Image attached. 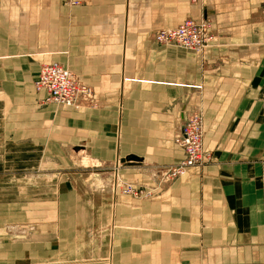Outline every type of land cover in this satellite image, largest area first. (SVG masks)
Wrapping results in <instances>:
<instances>
[{
    "label": "crops",
    "instance_id": "crops-1",
    "mask_svg": "<svg viewBox=\"0 0 264 264\" xmlns=\"http://www.w3.org/2000/svg\"><path fill=\"white\" fill-rule=\"evenodd\" d=\"M22 1L13 3L17 18L12 24L21 23L23 8L25 22L43 24L38 31L44 41H59L53 49L52 44L47 47L52 51L41 60L36 76L44 63L65 66L63 62L73 60L70 70L95 92L107 95L109 105L125 104V122L133 125L129 135L146 119L149 125L165 126L164 132L154 128L148 134L171 137L180 119L198 110L191 104L202 105L203 148L210 153L209 162L190 167L149 199L110 198L109 214L103 209L99 220L74 238L73 261L264 264V19L257 11L264 0H78L73 5L64 0ZM3 2L7 1L0 0V7ZM36 5L43 7L40 21L28 16ZM54 7L57 16L51 14ZM204 15L213 41L203 52L153 43L158 29ZM18 35L17 31V41ZM34 80L28 85L33 96L24 97L29 109L21 116L19 135H34L36 116L50 120L54 112L49 110L55 107L66 109L61 112L72 122L100 116L99 111H88L83 119L85 112L46 102V93L34 89ZM118 87L126 89L125 97L116 95ZM192 87H197L199 97L196 91L191 94ZM108 115L115 119V109H108ZM146 146L145 157L159 162L157 153L169 145L154 139ZM166 153L173 156L171 149ZM130 155L134 163L147 165L134 151ZM17 230L8 228L11 234ZM92 230L109 235L104 247H91L88 241L97 235Z\"/></svg>",
    "mask_w": 264,
    "mask_h": 264
},
{
    "label": "rangeland",
    "instance_id": "rangeland-1",
    "mask_svg": "<svg viewBox=\"0 0 264 264\" xmlns=\"http://www.w3.org/2000/svg\"><path fill=\"white\" fill-rule=\"evenodd\" d=\"M4 1L7 2L0 7V264H101L100 258L73 261L74 238L79 237V230H86L89 224L99 220L103 209L109 214L110 198L115 199L117 195L133 201L151 198L129 195L123 192V187L130 184L144 189V183L154 186L155 170L178 164L183 152L173 142V135L148 134V130L154 128L165 131V126L158 122L149 125L146 119L138 121L132 136L129 135L133 125L127 126L125 122V104L109 105L107 95L101 96L94 90L93 103L66 108L72 109L70 112H85L83 119L89 117L88 111H99V117L72 122L66 120L69 114L61 112L66 109L55 107L49 110L54 112L50 120L46 117L43 121V115L36 116L34 135H19L23 128L21 116L29 109L24 97L33 96L28 85L34 80L41 60L50 53L47 47L52 44L53 49L59 41L51 40V44L44 41L42 32L38 31L43 24L25 22L27 15L22 14L21 7V23L12 24L17 18V9L13 7L15 0ZM208 11L211 13V9ZM51 14L57 16L58 8H52ZM43 15L42 6L30 7L28 16L40 21ZM160 46L190 51L174 44ZM63 63L68 69L74 67L73 60ZM20 82L25 84L21 87ZM196 88L192 87L190 92H198L199 97ZM114 91L125 97V88L118 87ZM191 105L202 113L199 102ZM108 109H115V119L108 115ZM154 139L169 145L163 153H157L159 162L145 157L147 141ZM169 149L173 150L172 157L166 156ZM131 151L144 157L147 165L131 161L130 157L134 156H127ZM166 159L171 162H162ZM187 172L188 169L180 176ZM31 174L38 177L31 178ZM165 181L159 189L170 182ZM96 225L93 227L97 230ZM13 226L19 228L14 232L16 235L8 232ZM96 230L92 231L97 235L88 241L94 250L104 247L110 239L106 231L99 234ZM101 234L105 236L101 238Z\"/></svg>",
    "mask_w": 264,
    "mask_h": 264
},
{
    "label": "built area",
    "instance_id": "built-area-1",
    "mask_svg": "<svg viewBox=\"0 0 264 264\" xmlns=\"http://www.w3.org/2000/svg\"><path fill=\"white\" fill-rule=\"evenodd\" d=\"M71 0L69 4H77ZM264 19V4L260 9ZM153 43L157 45L174 44L179 48L203 52L213 41L211 23L207 17L194 19L185 18L177 26L161 28L152 35ZM36 91L46 93L45 101L60 106H80L93 103V89L82 82L78 76L59 63H44L39 67L33 82ZM173 142L183 152L182 160L173 166L157 168L154 173L156 181L151 188L137 189L130 184L123 187V192L135 197H150L159 189L162 182L171 181L182 175L193 166L203 165L210 160V153L203 148V120L199 110H191L174 128Z\"/></svg>",
    "mask_w": 264,
    "mask_h": 264
},
{
    "label": "bare ground",
    "instance_id": "bare-ground-1",
    "mask_svg": "<svg viewBox=\"0 0 264 264\" xmlns=\"http://www.w3.org/2000/svg\"><path fill=\"white\" fill-rule=\"evenodd\" d=\"M131 159L135 160V158L130 157ZM129 159V158H128ZM151 171L155 170V169H150ZM154 172V171H153ZM149 173V172H148ZM106 181V180H105ZM102 186V185H101ZM98 188V187H97Z\"/></svg>",
    "mask_w": 264,
    "mask_h": 264
},
{
    "label": "water",
    "instance_id": "water-1",
    "mask_svg": "<svg viewBox=\"0 0 264 264\" xmlns=\"http://www.w3.org/2000/svg\"><path fill=\"white\" fill-rule=\"evenodd\" d=\"M132 158H135V157H132Z\"/></svg>",
    "mask_w": 264,
    "mask_h": 264
}]
</instances>
